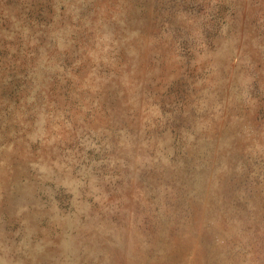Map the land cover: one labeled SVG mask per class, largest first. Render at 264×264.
Wrapping results in <instances>:
<instances>
[{
  "label": "rangeland",
  "instance_id": "1",
  "mask_svg": "<svg viewBox=\"0 0 264 264\" xmlns=\"http://www.w3.org/2000/svg\"><path fill=\"white\" fill-rule=\"evenodd\" d=\"M0 264H264V0H0Z\"/></svg>",
  "mask_w": 264,
  "mask_h": 264
}]
</instances>
